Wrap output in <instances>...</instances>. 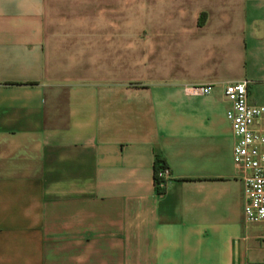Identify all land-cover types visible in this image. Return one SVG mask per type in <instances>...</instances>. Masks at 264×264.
Instances as JSON below:
<instances>
[{
    "label": "crops",
    "instance_id": "0c3cea01",
    "mask_svg": "<svg viewBox=\"0 0 264 264\" xmlns=\"http://www.w3.org/2000/svg\"><path fill=\"white\" fill-rule=\"evenodd\" d=\"M242 80L264 105V0H0V264H264L221 95Z\"/></svg>",
    "mask_w": 264,
    "mask_h": 264
},
{
    "label": "built area",
    "instance_id": "2783aa9c",
    "mask_svg": "<svg viewBox=\"0 0 264 264\" xmlns=\"http://www.w3.org/2000/svg\"><path fill=\"white\" fill-rule=\"evenodd\" d=\"M249 82H227L221 95L227 104L224 117L233 139L231 160L242 184V217L246 224L264 223V105L251 104L246 87ZM213 89L212 84L184 85L187 96H203ZM154 186L160 192L169 179L168 170L159 169Z\"/></svg>",
    "mask_w": 264,
    "mask_h": 264
},
{
    "label": "trees",
    "instance_id": "16d2710c",
    "mask_svg": "<svg viewBox=\"0 0 264 264\" xmlns=\"http://www.w3.org/2000/svg\"><path fill=\"white\" fill-rule=\"evenodd\" d=\"M163 167H165V165H164V163L162 162V160H160L159 158H155V160H154V164H153V180H154L155 182L157 181V179H156V177H155L156 172H157L159 169L163 168ZM156 191H157V193H160L159 190L156 189Z\"/></svg>",
    "mask_w": 264,
    "mask_h": 264
}]
</instances>
